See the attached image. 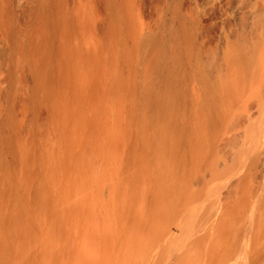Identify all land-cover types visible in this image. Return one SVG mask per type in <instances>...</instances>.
Listing matches in <instances>:
<instances>
[{"label":"bare ground","instance_id":"1","mask_svg":"<svg viewBox=\"0 0 264 264\" xmlns=\"http://www.w3.org/2000/svg\"><path fill=\"white\" fill-rule=\"evenodd\" d=\"M0 264H264V0H0Z\"/></svg>","mask_w":264,"mask_h":264}]
</instances>
